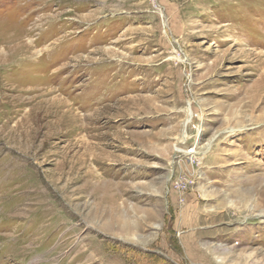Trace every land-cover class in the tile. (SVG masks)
I'll return each instance as SVG.
<instances>
[{"label":"rangeland","instance_id":"1","mask_svg":"<svg viewBox=\"0 0 264 264\" xmlns=\"http://www.w3.org/2000/svg\"><path fill=\"white\" fill-rule=\"evenodd\" d=\"M0 264H264V0H0Z\"/></svg>","mask_w":264,"mask_h":264},{"label":"bare ground","instance_id":"2","mask_svg":"<svg viewBox=\"0 0 264 264\" xmlns=\"http://www.w3.org/2000/svg\"><path fill=\"white\" fill-rule=\"evenodd\" d=\"M186 111H187V119H186V122H185V124L187 125L189 122L191 123V120H192V117H193V109H192V107L191 106H189L187 109H186ZM185 125V126H186ZM19 134V133H18ZM21 134V133H20ZM21 136V135H20ZM35 205V204H34ZM43 205V204H42ZM40 208H41V205H40ZM24 210H26V209H24Z\"/></svg>","mask_w":264,"mask_h":264},{"label":"built area","instance_id":"3","mask_svg":"<svg viewBox=\"0 0 264 264\" xmlns=\"http://www.w3.org/2000/svg\"><path fill=\"white\" fill-rule=\"evenodd\" d=\"M182 182H183V180H179V181L177 182V184H178L179 189L184 190V189H185L184 186H182V188H181V186H179V184L182 183Z\"/></svg>","mask_w":264,"mask_h":264}]
</instances>
